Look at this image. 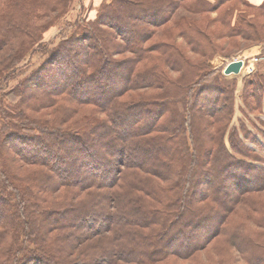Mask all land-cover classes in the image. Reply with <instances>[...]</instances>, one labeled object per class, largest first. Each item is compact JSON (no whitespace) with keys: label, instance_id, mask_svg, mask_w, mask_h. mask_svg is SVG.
<instances>
[{"label":"trees","instance_id":"1","mask_svg":"<svg viewBox=\"0 0 264 264\" xmlns=\"http://www.w3.org/2000/svg\"><path fill=\"white\" fill-rule=\"evenodd\" d=\"M71 1L0 0V51H11L0 69V264H167L217 236L236 248L237 233L242 254L264 247L261 203L248 196L264 189V156L247 143L264 144L231 126L234 87L206 63L219 39L264 40V0H103L95 20L38 43L35 21ZM180 7L191 16L151 43ZM209 12L214 31L195 19ZM36 52L48 56L22 70ZM263 93L255 74L248 110ZM237 205L259 215L257 230L229 223Z\"/></svg>","mask_w":264,"mask_h":264},{"label":"rangeland","instance_id":"2","mask_svg":"<svg viewBox=\"0 0 264 264\" xmlns=\"http://www.w3.org/2000/svg\"><path fill=\"white\" fill-rule=\"evenodd\" d=\"M103 1V0H102ZM101 1V3H102ZM177 2H180V0H177ZM250 4H259L262 2V0H249ZM100 3H97V0H72L71 4H69L67 11L64 13H56L53 15H50L49 17L35 21L36 22V28H40L39 30H36V34L38 37L39 42H49L52 43L50 47L56 43L59 40L60 32L64 29H71L73 28L74 23L76 22L77 18L81 16V19L84 18V16H87V20H95L98 14V7ZM241 9L245 10L246 6L243 5L240 6ZM249 12H252V9L247 8L246 9ZM219 12H209L205 13L202 16H197L195 19L198 22L203 23H210L215 22V19L218 17ZM191 16L183 7L178 8L171 19L161 25V26H154V36L151 40V43L156 41H168L169 35L176 32L177 23L179 22V19L182 16ZM261 22L262 27L260 26V32L264 37V21L263 18L258 19ZM153 25V24H152ZM151 25V27H152ZM41 26V27H40ZM215 26V27H213ZM220 24L211 25V31H214L218 28H220ZM178 43H180L182 46L184 45L183 39L178 38L176 40ZM54 42V43H53ZM219 44V48L221 49L219 52H217L212 58H209L206 63L209 69L214 71L217 75L221 76L222 81L227 85H232L234 87V114L231 126L236 125L240 127V122H243L246 128L257 138H259L260 142L264 144V136L260 132L262 129L264 131V125H261L259 120L264 121V93H263V103L261 110L259 111L258 108L254 110H248L245 99H244V93H245V87L247 85V81L251 78H254L255 74H264V40L259 43H252L250 40H244L240 37H234L232 39H219L217 40ZM37 43V44H38ZM36 44V45H37ZM53 47V46H52ZM30 51V50H29ZM11 51L9 50H1L0 51V69H7L8 64L10 65V62L8 61L5 65V62L7 61V57L10 54ZM187 52V50H186ZM188 53V52H187ZM23 54V52H22ZM129 53L126 52L124 55H128ZM48 55L45 53H39L36 52L32 55V58L30 62L29 59L25 62H23L20 66L22 70H27L31 66H35V64L40 63L43 59H45ZM123 56V55H122ZM122 56L118 55L117 58L122 60ZM189 56L193 57L195 61L199 60L198 56L194 55L193 52H189ZM235 59H243L246 63V66L244 68V71L237 74H231L226 75L224 73L226 66L232 62ZM24 64V65H23ZM26 65V66H25ZM25 67V68H24ZM24 68V69H23ZM2 70V71H3ZM249 70L251 73H249ZM249 73V74H248ZM215 74V75H216ZM8 88V87H6ZM5 88V89H6ZM130 94L125 95V99H128L130 97ZM133 95V94H132ZM251 101H254V98H250ZM91 110V107H86L84 111L88 114ZM98 116L101 118H106V116L103 113H98ZM260 129V130H259ZM242 137V134H241ZM251 148H255V150L264 156V151L260 148H257L253 143H247ZM227 145L229 147V141L227 140ZM18 167L21 168V170H26L27 172L30 170H33V166L26 165L20 161L16 163ZM262 165V164H261ZM264 166V164L262 165ZM233 197L235 196V193H233ZM249 198L252 200H255L258 203H261L260 212L261 214H264V189L262 188L258 192L249 193ZM262 201V202H261ZM252 213V212H251ZM251 213H248V210L246 207H243L242 205H237L235 208V213H233L229 218V223L234 226L235 224L245 222L247 224H251V227H255L254 230H257V227L255 226V222L258 221L260 218L259 215L253 214L251 216ZM251 216V217H249ZM233 245L229 244L226 239H224L222 236H217L213 238L209 243H207L206 246L202 247L201 250H199L194 257L189 259L184 258H171L167 264H258V260L256 257L261 255L262 251L257 249L264 250V247L262 244L260 245L258 241H254L252 247L244 248L248 251L247 255L241 252V239L238 236L233 241ZM240 248V249H239ZM254 248L256 251H251ZM261 264H264L263 262Z\"/></svg>","mask_w":264,"mask_h":264},{"label":"water","instance_id":"3","mask_svg":"<svg viewBox=\"0 0 264 264\" xmlns=\"http://www.w3.org/2000/svg\"><path fill=\"white\" fill-rule=\"evenodd\" d=\"M242 68H243V62L241 60L233 61L226 66L224 73L226 75H231V74L238 75L239 73H241Z\"/></svg>","mask_w":264,"mask_h":264},{"label":"built area","instance_id":"4","mask_svg":"<svg viewBox=\"0 0 264 264\" xmlns=\"http://www.w3.org/2000/svg\"><path fill=\"white\" fill-rule=\"evenodd\" d=\"M237 60H241V61L243 62V68H245V66H246L245 61H244L243 59H235V60H233V61H237ZM233 61H232V62H233ZM230 63H231V62H230ZM243 68H242V69H243ZM249 73H251L250 70H249ZM249 73H248V74H249Z\"/></svg>","mask_w":264,"mask_h":264},{"label":"crops","instance_id":"5","mask_svg":"<svg viewBox=\"0 0 264 264\" xmlns=\"http://www.w3.org/2000/svg\"><path fill=\"white\" fill-rule=\"evenodd\" d=\"M102 0H97V3H101Z\"/></svg>","mask_w":264,"mask_h":264},{"label":"bare ground","instance_id":"6","mask_svg":"<svg viewBox=\"0 0 264 264\" xmlns=\"http://www.w3.org/2000/svg\"><path fill=\"white\" fill-rule=\"evenodd\" d=\"M244 71V68L242 69V72Z\"/></svg>","mask_w":264,"mask_h":264}]
</instances>
